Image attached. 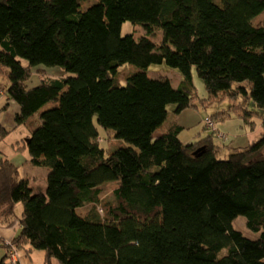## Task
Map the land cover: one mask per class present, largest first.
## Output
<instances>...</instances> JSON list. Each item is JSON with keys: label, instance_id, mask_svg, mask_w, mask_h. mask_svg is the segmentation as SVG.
I'll return each instance as SVG.
<instances>
[{"label": "trees", "instance_id": "16d2710c", "mask_svg": "<svg viewBox=\"0 0 264 264\" xmlns=\"http://www.w3.org/2000/svg\"><path fill=\"white\" fill-rule=\"evenodd\" d=\"M81 1L0 0L8 82L0 88L29 131L21 147L29 163L48 168L45 191L35 193L0 159V221L22 205L12 242L43 251V264H264V18L252 21L264 0H98L85 9ZM124 21L145 35L122 36ZM162 28L173 34L157 44L148 35ZM163 62L180 73L177 87L148 76ZM126 63L138 70L120 69ZM35 66L44 78L27 88ZM47 67L67 75L46 77ZM193 68L206 97L194 92ZM225 101L195 141H181V126L167 119L170 103L175 115ZM233 117L250 131L259 125L257 138L217 143L226 135L214 123ZM95 122L126 145L102 147ZM7 134L0 126V138ZM237 216L256 238L234 228Z\"/></svg>", "mask_w": 264, "mask_h": 264}, {"label": "rangeland", "instance_id": "374dc122", "mask_svg": "<svg viewBox=\"0 0 264 264\" xmlns=\"http://www.w3.org/2000/svg\"><path fill=\"white\" fill-rule=\"evenodd\" d=\"M98 0H83L81 1V8L85 9L87 6H89L90 4L97 2ZM215 2L219 3L218 0H214ZM264 18V12L258 14L257 16H255L252 21L254 24H260L262 23ZM120 34L122 36L125 35H133L134 37H139L142 35H145V31L143 30V28L140 25H136V24H132L130 21H124L121 24V29H120ZM173 32L171 29L168 28H162L161 30L158 29L156 30L153 34L148 35V37L154 41L155 43H159L161 40V37L164 35L165 37H170L172 36ZM21 63L23 65H27V61L24 59H20ZM39 66H35L33 68H31V75L30 77L25 81V84L27 86V88H32L35 87L37 85H39L42 82V79L44 78L42 75H40L36 68ZM120 69H123L125 72L127 73H133L136 70H138V67L133 65V64H124L120 67ZM44 72L46 74V77H61L62 75H67L66 72L61 68V67H47L44 68ZM146 72L148 74L149 77L151 78H168L171 82V84L174 87H177L179 82L181 81V75L178 72V70L174 69V68H170L168 67L164 62L160 63V64H151L148 66V68L146 69ZM64 75V76H65ZM2 85L4 88H6L8 86V82L6 81V79H1ZM192 81H193V86H194V92L198 97H206V90H205V86L203 83V80L198 76V74L196 73V71L192 70ZM53 105V102H48L45 105H43L40 109L41 110H45L49 107H51ZM252 105V104H251ZM250 105V107L252 108V106ZM229 106V102L225 101L222 104H213L210 106L205 107H200L199 106V110L201 111V115L202 118L204 117V115H209L211 113L216 112L217 110L223 109V108H227ZM168 115H171L175 109V105L170 103L167 105L166 107ZM239 119L237 118H231L225 121H216L214 123L215 127L217 128L218 132L220 133H224L226 135V140L227 139H232L233 138V131L231 132L230 129L232 130H236L238 128L234 127L232 128V126H236L238 123ZM95 126L98 130L99 136H100V145L102 147H105L107 149H111L115 146H125L126 142L122 141V140H118L115 139L112 136V133H106L105 129L102 128L101 126H99L98 124H96L95 122ZM206 126H209L207 123L205 125V122L202 120L200 122L199 125H197L196 128H191V129H185L182 130L181 133V137L184 140H187L186 142H191V141H195L198 140L202 137H195V139H191V137L195 136L197 133H207L210 132V130L206 129ZM244 128L246 130H248V126L244 125ZM21 129H25L23 126ZM240 130V131H246V130ZM231 133H230V132ZM249 131V130H248ZM15 134H13L12 136H16L18 137V133L19 132H14ZM17 134V135H16ZM200 136H203V134H201ZM191 140V141H189ZM215 141L217 143H222L221 138L219 139L217 137V135H215ZM21 143V142H20ZM229 144V143H226ZM231 144V143H230ZM27 151V150H26ZM228 154V150L225 149L223 151V157H226ZM43 170L48 171V168L46 167H41ZM42 171H40L39 173H41ZM22 174V173H21ZM115 187V183L114 182H110V183H105L100 187V197L102 200L104 199H109L111 197L112 191ZM85 209V208H84ZM84 209H80L79 211L82 212ZM21 210H22V205L21 203H17L14 207V211H15V215L16 217H19L21 214ZM233 226L235 229L239 230L244 236L248 237V238H256L258 233L257 232H253L251 230H249L246 225H245V218L243 216H237L236 219L233 221ZM41 251V250H39ZM42 253V252H41Z\"/></svg>", "mask_w": 264, "mask_h": 264}, {"label": "crops", "instance_id": "0c3cea01", "mask_svg": "<svg viewBox=\"0 0 264 264\" xmlns=\"http://www.w3.org/2000/svg\"><path fill=\"white\" fill-rule=\"evenodd\" d=\"M198 108L199 107L187 108L175 115H173V113L171 115L167 114V119H169V121L175 120V122H177V124L181 126L182 130L196 128L197 125H199L203 120V118L207 116L204 115V117L202 118V113ZM18 111V105L14 101L8 100L4 90L0 88V126L3 127L8 133L3 139L0 138V159L2 157H6L14 165H16L19 169V172L22 173L21 176L29 179V185L32 188L33 192H44L46 188L45 177L47 175V171L43 170L41 167L32 166L29 163L28 152L26 151V149L21 148L24 145V140L28 136L29 131L24 125L17 126L15 124L14 115ZM237 123L238 124L236 126H232V128L238 126L236 130L230 129L231 132H234L233 138L230 140H222L224 144L229 143L228 145L230 147H240L247 145L248 143L255 140L261 131L259 125H257V127L253 131H250L249 129L248 131L244 128L245 124H243L241 120H238ZM22 126L25 129H21ZM241 129H245L246 131H240ZM14 132H19L18 137L12 136L13 134H15ZM201 134H203L204 136L207 133H197L195 136L191 137V139L193 140L195 139V137H203L200 136ZM179 138L183 142L187 141L181 137V134H179ZM40 171L42 172L39 173ZM19 217H15V219H12L8 223H2L0 221V261L4 259L7 264L11 263H9L7 258L6 242H12L13 239L19 235L21 230ZM16 250L18 255L16 264H43L44 262L45 255L43 251L32 250L26 253L24 250H20L17 247ZM51 264L58 263L53 259L51 261Z\"/></svg>", "mask_w": 264, "mask_h": 264}, {"label": "built area", "instance_id": "2783aa9c", "mask_svg": "<svg viewBox=\"0 0 264 264\" xmlns=\"http://www.w3.org/2000/svg\"><path fill=\"white\" fill-rule=\"evenodd\" d=\"M205 123H207L209 127L212 126V123L209 119H205ZM220 137L222 138L224 136L221 135ZM6 245H7V258L9 263L16 264L18 255L15 245L11 241L6 242Z\"/></svg>", "mask_w": 264, "mask_h": 264}]
</instances>
